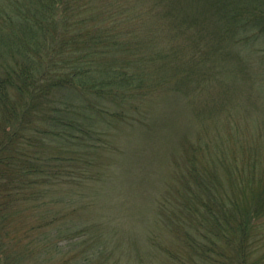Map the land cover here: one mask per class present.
I'll return each mask as SVG.
<instances>
[{"label": "trees", "instance_id": "16d2710c", "mask_svg": "<svg viewBox=\"0 0 264 264\" xmlns=\"http://www.w3.org/2000/svg\"><path fill=\"white\" fill-rule=\"evenodd\" d=\"M0 264H264V0H0Z\"/></svg>", "mask_w": 264, "mask_h": 264}, {"label": "rangeland", "instance_id": "374dc122", "mask_svg": "<svg viewBox=\"0 0 264 264\" xmlns=\"http://www.w3.org/2000/svg\"><path fill=\"white\" fill-rule=\"evenodd\" d=\"M235 70L237 71V73H240V72H245L246 70H248L245 66L239 64L238 62L235 63ZM251 67V66H250ZM251 69H255V67L253 66ZM255 70H253V73ZM174 106V107H173ZM171 106V108H175L176 105H173ZM161 137L158 140V142H156L157 140H153L156 142V146L158 148V150H156V152H152L154 153L152 155V158H154V166H153V169L151 170V173L149 174V177L151 180V183H150V189H152V202H151V197L146 200L144 202V207L146 209V211L148 212H138L136 214V216L134 217L133 216V224H134V227H135V231L137 232V235L139 233V226L140 225H143L145 226L147 224V226L145 228L148 227H151L150 222L151 219H153L154 221V216L156 215L157 211H156V208H157V197H158V194L162 192V190H164V188L166 186H168V183H171L174 179L173 177V174H172V171H173V163H172V160H173V157L174 155L171 154V152H169L168 150V145L171 144L173 145V142L171 143V134L172 132H168V128L165 130H163L161 133ZM153 141L152 143L150 144V149L153 145ZM175 143L178 144V141H175ZM180 145V143H179ZM177 146V145H176ZM149 149V150H150ZM180 146L178 147L177 146V150L175 151V155L179 156V158L181 156V152H180ZM150 152V154H151ZM180 152V153H179ZM136 154V158H137V162H132L133 164H131V169H126V171L128 173L132 172L135 175H137L138 173L142 172V170H139L140 167H145L146 164V159L145 157L142 155V151L138 150L135 152ZM157 155V156H156ZM152 168V166H151ZM145 176L142 175V174H139L138 176H136V179L137 181H134L131 184H129L127 181H126V185H127V192H130V195L132 197V199L134 198V195L136 193L135 189L138 187L139 189H144L147 187V181L144 180ZM137 195V194H136ZM144 195L143 194H140L138 197H137V200H135V204L137 205H141L142 203V199L141 197ZM152 223V221H151ZM139 225V226H138ZM65 242H67V240H65Z\"/></svg>", "mask_w": 264, "mask_h": 264}]
</instances>
